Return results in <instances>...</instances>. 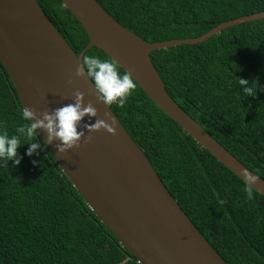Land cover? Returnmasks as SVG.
<instances>
[{
    "label": "trees",
    "instance_id": "obj_1",
    "mask_svg": "<svg viewBox=\"0 0 264 264\" xmlns=\"http://www.w3.org/2000/svg\"><path fill=\"white\" fill-rule=\"evenodd\" d=\"M148 42L191 38L264 11V0H96ZM78 55L88 35L61 0H36ZM83 55L110 57L91 46ZM168 95L246 167L264 179V17L231 25L197 43L150 52ZM118 71L125 72L118 65ZM256 79L255 95L236 85ZM122 106L108 105L192 224L227 264H264V196L200 146L135 83ZM0 62V131L26 125ZM40 145L18 165L0 164V264H140Z\"/></svg>",
    "mask_w": 264,
    "mask_h": 264
},
{
    "label": "water",
    "instance_id": "obj_2",
    "mask_svg": "<svg viewBox=\"0 0 264 264\" xmlns=\"http://www.w3.org/2000/svg\"><path fill=\"white\" fill-rule=\"evenodd\" d=\"M88 35L76 55L36 0H0V62L23 109L44 112L73 102L76 91L96 115L81 120L84 136L72 148L56 151L58 141L38 134L57 165L88 207L140 264H227L192 224L116 115L98 100L92 82L75 74L79 58L91 46L103 50L200 146L241 180L257 177L253 189L264 196V179L246 167L209 135L166 92L150 52L182 43H197L221 29L264 17V11L221 22L191 38L148 42L112 18L96 0H61ZM107 113V116L105 115ZM103 119L104 128L89 132L84 124ZM87 137V139H85Z\"/></svg>",
    "mask_w": 264,
    "mask_h": 264
},
{
    "label": "clouds",
    "instance_id": "obj_3",
    "mask_svg": "<svg viewBox=\"0 0 264 264\" xmlns=\"http://www.w3.org/2000/svg\"><path fill=\"white\" fill-rule=\"evenodd\" d=\"M77 76H86L93 85L98 100L105 105L116 104L122 106L127 97L135 88V82L128 72L118 71L117 63L111 59H101L96 55H83L79 58L76 67ZM236 85L241 86L242 92L247 95H255L256 79L248 81L245 78H238ZM96 115V108L91 104L83 103V93L76 91L74 100L71 103L54 108L51 112H44L39 118L34 111L25 107L22 110V119L27 121L26 125L15 128L14 134L9 135L7 131H0V164H7L11 161L18 165L20 156L17 149L22 146L21 139L28 143L25 155H32L33 151L40 147L36 142H30L38 134L39 129L47 133V142L58 141L55 145L56 151L65 152L75 146L81 137L84 136L80 122L85 117ZM107 116V113H105ZM89 132L104 128L107 132L113 133L114 129L103 119H97L91 124L83 126ZM87 139V137H85ZM245 177L243 191L247 199H253V186L257 177L250 173H243Z\"/></svg>",
    "mask_w": 264,
    "mask_h": 264
}]
</instances>
